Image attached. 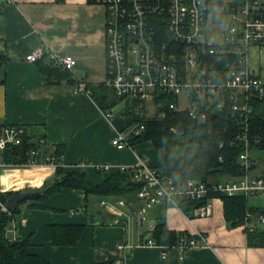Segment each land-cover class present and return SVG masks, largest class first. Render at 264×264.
I'll return each instance as SVG.
<instances>
[{"label":"crops","instance_id":"obj_1","mask_svg":"<svg viewBox=\"0 0 264 264\" xmlns=\"http://www.w3.org/2000/svg\"><path fill=\"white\" fill-rule=\"evenodd\" d=\"M105 19L104 6L90 0H0V132L5 125L24 126L35 137L45 139L46 154L50 155L56 146H62L59 161L63 170L84 171L94 183L117 170L133 168L138 157L154 164L163 156V150L155 151L150 141L124 149L111 144L116 131L128 128L123 111L129 104L112 90L110 102L114 104L105 107L91 95L74 92L78 82L95 87L105 80ZM42 43L60 56L75 58L67 77L47 76L41 70L50 63L46 56L34 62L25 59ZM249 66L264 77V47L251 48ZM106 112L112 116L107 118ZM54 171L51 164L6 165L0 170L1 193L39 190L52 180ZM58 192L49 205L36 199L21 202L20 212L6 231L12 240L29 238V252L52 264H93L109 257L113 258L111 264H264V246H249L246 229L227 224L220 198L212 199L213 213L203 218L159 204L142 222L138 220V227L134 215L124 207L119 223L114 224L113 215L104 208L94 212L86 207L89 202L82 190L61 188ZM29 204L33 207L21 210ZM161 205L165 206L168 229L204 237L183 259L176 249L162 255L160 247L143 244ZM47 224H81L83 230L75 245H53L43 236Z\"/></svg>","mask_w":264,"mask_h":264},{"label":"built area","instance_id":"obj_2","mask_svg":"<svg viewBox=\"0 0 264 264\" xmlns=\"http://www.w3.org/2000/svg\"><path fill=\"white\" fill-rule=\"evenodd\" d=\"M90 1L104 6L106 11L103 84L118 99L137 108L155 106L152 115L184 111L192 119L205 120L210 107L230 110L240 128L236 139L242 144V151L238 159L246 170L241 176L181 180L145 157H138L133 168L134 178L142 183L136 195L140 205L117 197L102 198L100 205L113 215L112 222L119 223L122 207L143 221L154 206L165 203L181 209L182 201L190 199L198 203L190 217L203 218L213 213L212 199L218 198L210 193L246 198L264 195V175L249 172L248 140L251 101L264 99V77L249 66L251 48L264 47V0ZM45 56L62 70H71L76 64L72 55L60 56L45 43L32 49L25 59L34 62ZM74 92L91 94L82 82L76 84ZM105 116L110 118L112 114L106 112ZM143 130V124H136L116 131L111 144L117 149L127 148L130 138ZM24 135L29 136L34 147L19 165L62 166L54 155L46 154L43 137H35L24 126L5 125L0 132V170L9 165L3 161V152L19 145ZM4 203L0 190V213H9ZM259 223H264V209L256 213L247 210L240 225L252 230ZM154 228L155 223L149 225L143 244L160 247L162 255L176 249L183 259L204 240L202 234L195 233L181 235L172 246L157 244L151 237Z\"/></svg>","mask_w":264,"mask_h":264},{"label":"trees","instance_id":"obj_3","mask_svg":"<svg viewBox=\"0 0 264 264\" xmlns=\"http://www.w3.org/2000/svg\"><path fill=\"white\" fill-rule=\"evenodd\" d=\"M41 70L47 76L55 74L58 79L67 77L69 73V70H62L50 63L48 66H42ZM87 87L99 106L114 104L113 101L110 102L109 87L101 84ZM251 105L253 111L248 133L249 172L264 175V170L253 172L264 159V99L253 100ZM143 110L142 107L137 108L134 104H128L123 111L126 127L144 125V130L139 135L130 138V144L150 141L154 148L162 149L163 156L154 165L165 173L181 180L187 178L208 180L223 175L241 176L246 172L238 159L242 151V144L236 139L240 128L237 118L230 110L218 111L210 107L206 111L205 120L192 119L184 111H166L164 116L157 114L146 116ZM33 147L29 136L24 135L19 145L11 146L3 152V161L7 164L23 163ZM62 148L56 146L52 152L57 161L60 160ZM135 171V168L120 169L106 176L102 182L94 183L88 179L84 171H65L62 166H56L52 180L39 188L41 194L36 200H44L61 188H71L82 190L85 199L94 194L101 198H122L128 204L137 205L136 195L142 183L134 178ZM10 195L11 192L1 193V198L5 201ZM209 196L222 200L223 216L230 227L241 224L247 210L252 213L261 210L258 207H249L247 198L242 195L230 197L222 193H210ZM197 205L198 203L193 200L184 199L180 206L184 214L191 216ZM28 206L33 207L32 204ZM164 209L165 206L161 205L151 237L157 244L172 246L181 235L188 233L168 229ZM19 212L20 207L17 206L12 212L0 213V264H52L40 255L29 252L31 245L29 238L14 240L7 238V228ZM82 230L81 224H47L43 228V236L53 245H75ZM245 232L249 246H264V226L257 224L252 230L246 229ZM112 261L113 258L109 257L105 261L93 264H111Z\"/></svg>","mask_w":264,"mask_h":264},{"label":"rangeland","instance_id":"obj_4","mask_svg":"<svg viewBox=\"0 0 264 264\" xmlns=\"http://www.w3.org/2000/svg\"><path fill=\"white\" fill-rule=\"evenodd\" d=\"M213 30H216V28L214 27L213 28ZM102 86H105L104 84H102ZM89 95H91V94H89ZM184 101V99H182L181 100V102H183ZM182 105V104H181ZM182 106H186V103H185V101H184V103H183V105ZM154 108H155V106H151V105H146L145 106V109L143 110V112L145 113V115L146 116H150V115H152V112L154 111ZM114 111L115 112H117V108L116 109H114ZM155 151H157V152H159L160 150H158V149H156ZM264 152V151H263ZM150 159V158H149ZM262 170H264V159H262L260 162H259V166H258V168H256V169H254V171L253 172H259V171H262ZM258 174V173H257ZM59 192H56V193H54V195L52 194V195H50V196H48L46 199H44V200H38V201H40V202H43V203H45L46 205H49V204H51L52 202L51 201H53V200H49V199H51V197H53V196H56L57 194H58ZM100 200H101V197L100 196H98V195H94V194H91V195H89L88 196V205L86 206L88 209H91V210H93L94 212H98V211H103V206H101L100 205ZM247 200H248V204L250 205V206H254V207H259V208H261V209H264V195H257V196H250V197H248L247 198ZM85 202V201H84ZM25 208H32V206H22L21 207V210H25ZM127 211H128V213H129V210L126 208V207H124ZM154 208V207H153ZM152 208V209H153ZM34 209V208H33ZM40 209V211H47V212H52V210L51 209H48V208H39ZM38 209V210H39ZM105 209V208H104ZM36 210V209H35ZM150 211H151V209H150ZM134 217H135V223L137 224V226L139 227V222H138V220H139V218L137 217V216H135L134 215ZM135 224V225H136ZM259 226H264V223L263 224H261V223H259ZM145 228L146 227H141V229H143V230H145ZM146 232L148 233V230H146ZM145 232V233H146ZM11 236V235H10Z\"/></svg>","mask_w":264,"mask_h":264},{"label":"water","instance_id":"obj_5","mask_svg":"<svg viewBox=\"0 0 264 264\" xmlns=\"http://www.w3.org/2000/svg\"><path fill=\"white\" fill-rule=\"evenodd\" d=\"M41 194L40 190H33V189H25L22 191L12 193L6 200H5V207L9 212L14 211L17 206L27 199H36ZM90 221H93L94 217L91 214L89 216ZM142 222V219H140Z\"/></svg>","mask_w":264,"mask_h":264}]
</instances>
